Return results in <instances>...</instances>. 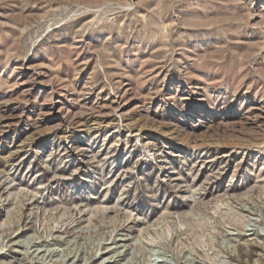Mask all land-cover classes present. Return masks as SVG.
I'll use <instances>...</instances> for the list:
<instances>
[{
    "label": "rangeland",
    "instance_id": "1",
    "mask_svg": "<svg viewBox=\"0 0 264 264\" xmlns=\"http://www.w3.org/2000/svg\"><path fill=\"white\" fill-rule=\"evenodd\" d=\"M0 228V264H264V0H0Z\"/></svg>",
    "mask_w": 264,
    "mask_h": 264
},
{
    "label": "bare ground",
    "instance_id": "2",
    "mask_svg": "<svg viewBox=\"0 0 264 264\" xmlns=\"http://www.w3.org/2000/svg\"><path fill=\"white\" fill-rule=\"evenodd\" d=\"M3 233H4V232H3L2 229L0 228V236L3 235ZM122 240H123V239H122ZM126 244H127V243H126ZM125 246H126V245H125ZM129 246H130V245H129ZM37 247H38V246H37ZM125 248H126V247H125ZM161 260H162V259H161ZM166 260H167V258H166ZM158 261H160V260H158ZM162 261H163V260H162ZM164 261H165V260H164ZM168 261H169V260H167V262H168ZM165 263H166V262H165ZM169 263H170V262H169ZM170 264H171V263H170Z\"/></svg>",
    "mask_w": 264,
    "mask_h": 264
}]
</instances>
